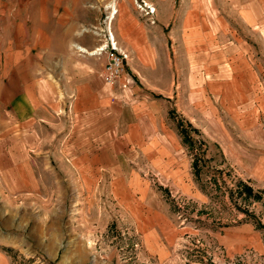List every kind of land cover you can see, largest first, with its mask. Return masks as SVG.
<instances>
[{
  "label": "crops",
  "instance_id": "crops-1",
  "mask_svg": "<svg viewBox=\"0 0 264 264\" xmlns=\"http://www.w3.org/2000/svg\"><path fill=\"white\" fill-rule=\"evenodd\" d=\"M138 1L6 0V23L0 26V139L21 140L13 154L23 158L21 164L6 163L19 170L3 187L22 188L19 197L30 203L24 207L27 218L31 203L38 201L31 197L45 202L46 171H52L62 201L110 194L142 236L149 240L163 233L167 188L188 195L192 181L188 146L173 117L181 105L174 89L176 50L165 35L167 27H180L182 39L188 34L187 58L207 55L208 40L247 45L256 34L264 44V0H142L155 9L145 18L136 11ZM104 7L116 9L113 30L127 55L124 72L112 83L103 80ZM191 27L199 29L198 37L196 31L191 36L197 43L192 52ZM237 55L250 60L245 51ZM262 63L242 71L248 75L244 105L264 106ZM235 67L228 80L239 77V64ZM0 196L5 204L17 199L10 190ZM6 208L4 215L16 218ZM38 211L45 212L40 206ZM4 246L0 264H11Z\"/></svg>",
  "mask_w": 264,
  "mask_h": 264
},
{
  "label": "rangeland",
  "instance_id": "rangeland-1",
  "mask_svg": "<svg viewBox=\"0 0 264 264\" xmlns=\"http://www.w3.org/2000/svg\"><path fill=\"white\" fill-rule=\"evenodd\" d=\"M106 1L101 0H112ZM5 2L0 0L1 27L6 23ZM135 8L142 18L155 14L142 0ZM116 14L113 7H104L100 24L117 44ZM191 28L192 52L197 43L192 44L191 36L196 31L198 37L199 29ZM180 31L167 27L165 35L176 50L174 89L181 106L173 117L188 146L192 181L188 195L167 188L169 217L163 233L159 230L149 240L142 236L110 194L106 199L86 197L87 202L62 201L63 190L55 186L52 171H46L45 202L31 197L38 201L31 203L27 218L24 207L30 203L19 197L22 188L3 187L19 170H10L6 163L21 164L22 154L13 152L20 150L22 141L0 139V191H14L17 197L8 204L0 202V246L5 245L11 264H264V106L242 104L248 78L242 71L248 72L258 60L264 66L258 57L264 54V44L256 34V41L247 45H231L226 38L208 40L207 55L187 58L183 44L188 34L182 39ZM242 51L250 60H240L237 54ZM238 64L239 77L228 80ZM48 162L54 166L55 159ZM63 189L66 194L72 190ZM39 206L45 212L40 213ZM5 208L16 218L7 212L6 217Z\"/></svg>",
  "mask_w": 264,
  "mask_h": 264
},
{
  "label": "built area",
  "instance_id": "built-area-1",
  "mask_svg": "<svg viewBox=\"0 0 264 264\" xmlns=\"http://www.w3.org/2000/svg\"><path fill=\"white\" fill-rule=\"evenodd\" d=\"M108 60L104 66L103 80L106 83L114 82L125 70L127 55L119 50L110 31L105 35Z\"/></svg>",
  "mask_w": 264,
  "mask_h": 264
}]
</instances>
